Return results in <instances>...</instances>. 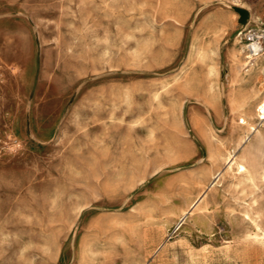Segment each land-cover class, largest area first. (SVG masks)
I'll use <instances>...</instances> for the list:
<instances>
[{
	"label": "rangeland",
	"instance_id": "rangeland-1",
	"mask_svg": "<svg viewBox=\"0 0 264 264\" xmlns=\"http://www.w3.org/2000/svg\"><path fill=\"white\" fill-rule=\"evenodd\" d=\"M263 13L0 0V264H264Z\"/></svg>",
	"mask_w": 264,
	"mask_h": 264
},
{
	"label": "built area",
	"instance_id": "built-area-1",
	"mask_svg": "<svg viewBox=\"0 0 264 264\" xmlns=\"http://www.w3.org/2000/svg\"><path fill=\"white\" fill-rule=\"evenodd\" d=\"M264 20V13L262 14ZM242 39L245 42L247 57L255 59L264 54V28L244 27L241 31Z\"/></svg>",
	"mask_w": 264,
	"mask_h": 264
},
{
	"label": "water",
	"instance_id": "water-1",
	"mask_svg": "<svg viewBox=\"0 0 264 264\" xmlns=\"http://www.w3.org/2000/svg\"><path fill=\"white\" fill-rule=\"evenodd\" d=\"M237 12L241 15V17L245 20L247 18V11L244 9H237Z\"/></svg>",
	"mask_w": 264,
	"mask_h": 264
},
{
	"label": "bare ground",
	"instance_id": "bare-ground-1",
	"mask_svg": "<svg viewBox=\"0 0 264 264\" xmlns=\"http://www.w3.org/2000/svg\"><path fill=\"white\" fill-rule=\"evenodd\" d=\"M262 114H264V108H263V110H262ZM262 118H264V116L262 117ZM246 167H244L243 165H240L239 166V171L240 172H246V169H245ZM244 175H245V173H244ZM246 176V175H245ZM264 176V175H263ZM259 235V234H258ZM263 236H264V233H263ZM258 237V236H257ZM257 237L255 238V239H257Z\"/></svg>",
	"mask_w": 264,
	"mask_h": 264
}]
</instances>
